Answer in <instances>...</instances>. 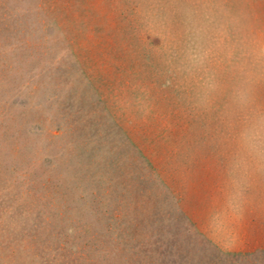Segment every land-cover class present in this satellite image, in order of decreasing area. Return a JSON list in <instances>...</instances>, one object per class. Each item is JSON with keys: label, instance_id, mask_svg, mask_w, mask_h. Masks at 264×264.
I'll use <instances>...</instances> for the list:
<instances>
[{"label": "rangeland", "instance_id": "rangeland-1", "mask_svg": "<svg viewBox=\"0 0 264 264\" xmlns=\"http://www.w3.org/2000/svg\"><path fill=\"white\" fill-rule=\"evenodd\" d=\"M0 264H264V0H0Z\"/></svg>", "mask_w": 264, "mask_h": 264}]
</instances>
